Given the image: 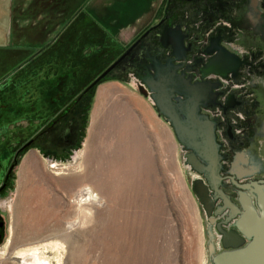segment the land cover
Here are the masks:
<instances>
[{"label": "rangeland", "instance_id": "1", "mask_svg": "<svg viewBox=\"0 0 264 264\" xmlns=\"http://www.w3.org/2000/svg\"><path fill=\"white\" fill-rule=\"evenodd\" d=\"M79 1L65 15L57 10L55 17L38 19L42 30L53 25L63 33L47 48L35 49L40 52L32 60L20 65L15 49L0 51L8 58L0 70V264H23L37 248L49 264H211L223 248L212 221L214 206L208 212L197 191L198 184L205 185L211 198L209 184L186 162L187 150L138 91L128 65L118 66L76 102L161 14H173L177 1H147L141 14L142 0H108L105 10L92 8L105 0H89L87 15ZM208 2H179L178 8L215 12ZM147 3L158 8L150 12ZM262 4L254 24L231 17L240 18L236 30L246 26V34H237L258 40L263 54L256 59V49L246 48V59L261 61L263 68L247 65L242 69L247 79L232 85L236 100L245 98L247 107L233 109L231 131L245 133L224 142L219 153L224 186L232 192L225 194L237 205L239 191L230 178L238 168L251 173L237 178L240 183L264 179V114L257 112L259 105L264 108ZM130 11L135 16L127 24L125 15L114 16ZM60 92L63 97L54 103ZM219 113L215 134L226 127ZM240 137L242 143L236 142Z\"/></svg>", "mask_w": 264, "mask_h": 264}, {"label": "water", "instance_id": "2", "mask_svg": "<svg viewBox=\"0 0 264 264\" xmlns=\"http://www.w3.org/2000/svg\"><path fill=\"white\" fill-rule=\"evenodd\" d=\"M157 25L150 27L133 44H131L117 59L103 70L76 98V102L94 87L100 80L109 75L121 64L127 63L130 59L138 60L149 54L153 64L143 65V74L138 76L131 73L129 78L139 84L138 91L144 94L156 107L158 113L165 117L177 142L183 149L188 150L185 154L186 162L199 173L204 174L209 186L213 190L214 198H220L222 204L217 206L214 214H221L229 210V217L222 221L228 225L231 218L234 219V227L230 230L217 225V231L221 236L223 250L214 253L211 264H264V179L248 180L247 183L238 182L237 178L250 177V172H244L238 168L237 175L230 178L239 191V204L233 203L227 194L219 188L220 159L219 144L216 141V119L210 118L208 114L202 113L201 109L218 105L222 112L228 109H235L236 97L219 93L215 90L219 83L207 80L192 82L183 73L177 71L179 60V43L175 38L169 37L171 44L163 43L168 39V32L158 33V40L150 43H143L140 48L137 44L147 37L149 31ZM162 44H161V43ZM170 49V55L163 57V63L159 60L161 51L157 48ZM218 42L211 45L207 52L212 54L211 58L203 66V74L212 72L221 76L234 71L237 68V57L223 49L218 48ZM209 45V44H208ZM145 49V50H144ZM208 49V48H207ZM146 51V52H145ZM135 52V54H133ZM140 55H142L140 57ZM129 71V70H127ZM214 89V90H213ZM221 96L222 103L216 102ZM227 100V101H226ZM28 142L26 145L30 144ZM1 186L0 191L3 189ZM205 185L198 184L197 191L201 202L206 210L211 209V199L208 197ZM225 214V212H224ZM213 250V249H212Z\"/></svg>", "mask_w": 264, "mask_h": 264}, {"label": "flooded vegetation", "instance_id": "3", "mask_svg": "<svg viewBox=\"0 0 264 264\" xmlns=\"http://www.w3.org/2000/svg\"><path fill=\"white\" fill-rule=\"evenodd\" d=\"M176 1H177L176 2L177 10H175L173 14H169L168 11L161 14L159 21H156L149 26V27H153L157 25L156 28L149 31L148 36L141 39V41L137 44L136 48H140V46H142L143 43L145 42L150 43L151 41L154 42L158 40L157 39L158 33H163L165 30L166 33L169 31L168 39L164 40L163 43H165L166 44L165 46H167L168 43L171 44V40L173 38L178 40L179 60L175 61V63L178 65L177 71L179 73H183L184 76L189 78L192 82L203 81V80H207L210 82L217 81L219 85L215 90H217L220 94L225 93L226 95H228L227 98L229 96H232L235 93L234 90H232L233 89L232 85L235 84L236 81L238 83L240 81L247 79L248 77L246 74L242 72V69L244 67H246L247 65H249L250 67L256 65V67L260 66V68H263V63L261 61L258 60L257 62H250L245 57L248 56L246 50L248 46H253L254 49H256L255 50L256 51L255 57H257L256 59L258 58L261 59L263 57V54H261L262 52L260 50L261 47L258 44V40L247 41L244 39L245 35L239 36L237 34L240 33L241 31H243L244 34L247 33V30L245 28L246 26L244 27L243 24H239L238 27L239 30H236L235 28L236 25L238 24L237 21H239L240 18H241L240 19L241 22L244 24H246L248 20L249 22H251V24H254L253 20L258 19L262 16L263 13L262 2H264V0H245V6H242L240 4L241 0H209L208 3L212 6L215 12L206 7L204 10H198V11L194 9H189L187 11H184V9L178 8L179 2L181 3V5H183L184 3L189 4L193 1H203V0H176ZM234 15L239 16L240 18L235 19L233 21L231 17ZM222 21H224L225 26H220V25L218 26L217 23ZM169 37H171L172 39H170ZM132 42H135V40H133ZM215 42H218L217 44L218 48L223 49V51H227L233 55H236L237 57V61H238L237 68L234 71H229V73L225 74V76H221L217 73H212V72L203 74V69H204L203 66L209 60V58H211L213 54V53L210 54L207 51L211 49L210 44H213ZM156 45L157 48H159L160 50H164V52L161 51L159 56V58H162L159 61L163 63L164 62L163 57H167V55H170L171 51L170 49L167 50L165 48L164 49L160 48L158 43H156ZM167 47H170V45ZM237 48H239L241 51H237L236 50ZM133 54H135V52ZM141 56L142 55H140V57ZM145 58L147 59V62H145L144 59H140L141 60L140 62L139 59L135 61L130 59L128 63H126V65H128L129 67L128 70L137 76L139 74L145 75L143 74L144 73L142 69L143 65L146 63L153 64V61L150 59L148 53H145ZM241 88L243 89V86ZM216 102L223 104L220 95L216 98ZM245 102H246L245 98L239 99L238 104H236L235 106V109L236 108L241 110L246 109L247 106L245 105L246 104ZM201 112L208 114V116H210L211 118H218L217 112H220L219 114H221L224 117L226 127L222 131H217L216 134V140L217 143L219 144V153L221 151V145L225 144L224 142L232 143V140L236 138L235 135L241 136L242 134L245 133V131L242 130H241L242 132L236 131L238 132L236 134H234L231 131L230 121L235 116V110H233L232 108L226 110V112H222L220 107L216 104L213 106L212 109L202 108ZM257 112L259 113V116L261 117L263 116L264 114L263 105L258 106ZM244 116L246 117V115ZM242 139H244V137H240L239 140L236 142L242 143L241 141ZM219 170H220L219 173L223 172V174L219 176L220 177L218 183L219 188H221L224 193H228V194L232 193L231 189H227L224 186L226 182V178H225L226 175L224 174V171L221 168ZM198 175L201 178L205 179L202 173H198ZM204 182L208 183L207 180ZM233 185L235 186V184ZM209 188H210L209 192L211 195L210 199L211 202H213V204H211V207L214 206L213 210H215L217 206H220L222 204V200L218 198L215 201H213L214 198L213 190L211 189L210 186ZM229 199L237 205V201L235 200V197L230 195ZM224 212H222L221 214H216L214 216V218L215 217L216 218L212 219L215 227L217 228L218 223L221 222V227H223L224 229L230 230L232 228H235L233 225L234 219L232 218L229 222L230 223L229 225L222 223V221H224L226 218L229 217V213H230L229 210Z\"/></svg>", "mask_w": 264, "mask_h": 264}, {"label": "crops", "instance_id": "4", "mask_svg": "<svg viewBox=\"0 0 264 264\" xmlns=\"http://www.w3.org/2000/svg\"><path fill=\"white\" fill-rule=\"evenodd\" d=\"M72 1L73 0H0V17L3 18V29H0V51H7L9 50L8 47L15 49L17 52L14 57L18 58L22 56L21 60L19 59L20 65L35 58V56H37L40 52V50L35 51V49L41 48L42 46L47 48L50 44L52 45L63 33L61 32L60 27H57V30L55 26L51 28L53 25H47V27H44L42 30L38 27L43 26V22L39 21V18L55 17L56 13L59 12H57V10H61L62 15H65L64 12H67L68 8L72 7ZM82 1H84L83 10L85 11V7L87 6L89 0H80L79 2ZM106 1L108 0H105L103 4L99 6H92V8L97 7L96 9L98 10L101 6L104 10V6L107 4ZM147 1H151L153 3L156 1L158 2V0ZM92 3H94V1H92ZM153 3H147L146 5L149 7L150 12L153 9L158 8V6H154ZM70 10L71 9H69V11ZM85 14L87 15V12ZM143 16H145V14ZM144 20L145 19H143L142 23ZM134 26L131 28L133 32L135 31ZM56 31L60 32L58 36ZM62 41L63 40H60L59 42ZM29 49L32 51H28ZM7 63V54H2L0 56L1 72L2 68L5 67Z\"/></svg>", "mask_w": 264, "mask_h": 264}, {"label": "trees", "instance_id": "5", "mask_svg": "<svg viewBox=\"0 0 264 264\" xmlns=\"http://www.w3.org/2000/svg\"><path fill=\"white\" fill-rule=\"evenodd\" d=\"M123 2H125L124 0H123ZM122 2V3H123ZM147 2V0H142V2H141V4L140 5H138L137 6V8L139 9L138 11H137V13H139L141 10H142V8H143V4L145 5V3ZM126 3V2H125ZM105 10V9H104ZM107 11V10H106ZM120 12H122V11H120ZM118 13L119 15L117 16L116 14H114V16H116V18L117 19H119V17H120V20H121V18H124L125 16H126V18H124V23H129V22H131L132 20H133V17L135 16L133 13H132V11H130L128 14H123V15H120L121 13ZM123 12H126V11H123ZM125 15V16H124ZM114 16H111V17H114ZM121 25V24H120ZM86 39H89V37L88 38H86ZM96 39V38H95ZM49 80V79H48ZM57 79H55V81H56ZM28 81H26L25 83H27ZM49 83H51L50 81H48ZM58 82H59V80H58ZM24 83V84H25ZM1 84H3V82L1 83ZM23 84V85H24ZM48 84V83H47ZM54 85H56V83H54ZM38 87V91H40V89L42 88V86L40 85V88H39V86H37ZM62 94H63V92H60V95H59V98H57V97H54V100H53V102L54 103H57L56 102V100L57 99H60V97H63L62 96ZM55 96H58V94H55ZM2 98H0V108H4L3 106H4V104H2ZM3 105V106H2Z\"/></svg>", "mask_w": 264, "mask_h": 264}, {"label": "bare ground", "instance_id": "6", "mask_svg": "<svg viewBox=\"0 0 264 264\" xmlns=\"http://www.w3.org/2000/svg\"><path fill=\"white\" fill-rule=\"evenodd\" d=\"M37 250L38 248L34 251L31 250L33 252L31 256L22 263L23 264H49V261L46 258L39 256V252Z\"/></svg>", "mask_w": 264, "mask_h": 264}]
</instances>
